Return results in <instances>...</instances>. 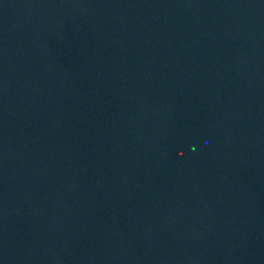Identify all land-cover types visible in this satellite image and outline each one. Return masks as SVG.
I'll list each match as a JSON object with an SVG mask.
<instances>
[{
  "label": "water",
  "instance_id": "1",
  "mask_svg": "<svg viewBox=\"0 0 264 264\" xmlns=\"http://www.w3.org/2000/svg\"><path fill=\"white\" fill-rule=\"evenodd\" d=\"M0 264H264V0H0Z\"/></svg>",
  "mask_w": 264,
  "mask_h": 264
}]
</instances>
